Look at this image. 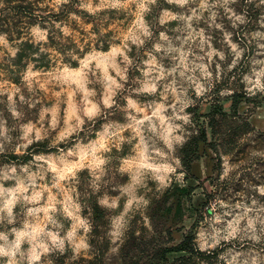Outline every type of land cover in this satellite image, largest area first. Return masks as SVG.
<instances>
[{"label":"clouds","instance_id":"1","mask_svg":"<svg viewBox=\"0 0 264 264\" xmlns=\"http://www.w3.org/2000/svg\"><path fill=\"white\" fill-rule=\"evenodd\" d=\"M237 94L253 126L217 141L214 183L195 161L194 188L197 113ZM261 131L264 0H0V264H149L145 244L177 240L188 264H264ZM190 188L169 238L153 213Z\"/></svg>","mask_w":264,"mask_h":264},{"label":"rangeland","instance_id":"2","mask_svg":"<svg viewBox=\"0 0 264 264\" xmlns=\"http://www.w3.org/2000/svg\"><path fill=\"white\" fill-rule=\"evenodd\" d=\"M22 5L17 6V11L20 13L22 10ZM23 55V54H21ZM243 95H235L232 98V108L227 110L223 107L222 101H217L214 104L208 106L204 112L197 113V121L199 127V135L194 136L190 144L184 150V163L190 169L191 175L193 177V186L200 187V172L196 165V160L201 155L208 154V167L209 174L208 180L214 183L212 174L219 167L218 162L212 159L210 153L217 150V141L221 140L225 149L231 150L236 147L234 141L246 130H249L253 126L251 119L245 122H241L238 119L239 112L245 107L241 101H244ZM117 119H122V117L117 116ZM237 118V119H234ZM98 127V125H97ZM261 141H264V131L260 133ZM36 148L41 151H48L45 144L37 145ZM127 150V149H126ZM54 151V149H53ZM245 155V149L240 148L236 153L237 159H243ZM9 159L15 160V156L5 155L0 157V161H7ZM29 157L22 158L18 162H26ZM243 179V178H242ZM242 184L237 181L235 182V190H239ZM233 189L231 183H226L219 185L213 192H205L201 198V202L194 206L193 213H201L203 208L206 206L207 202L212 200L216 195H227ZM193 189H177L170 194L171 197L177 200L176 212L173 213L170 208L157 207L154 211V222L157 224L158 228L165 230V235L169 238L176 236L175 230L172 228L174 224V219L179 217L180 205L179 201L188 195ZM91 209L94 210L95 223L97 225L103 224L105 212L96 206L95 201H89ZM87 214V210L86 213ZM171 229V231H169ZM186 248H189V240H184ZM179 245L178 247L176 245ZM135 242L132 243V247H137ZM181 243L177 240L175 243L161 244L159 241L148 242L144 245L145 253L148 256L149 264H188V261L182 260L181 257H187L189 253L181 250ZM58 264H63V258L58 262Z\"/></svg>","mask_w":264,"mask_h":264},{"label":"trees","instance_id":"3","mask_svg":"<svg viewBox=\"0 0 264 264\" xmlns=\"http://www.w3.org/2000/svg\"><path fill=\"white\" fill-rule=\"evenodd\" d=\"M24 13V6L22 7V10L20 11V14H23ZM28 48H30L31 46L29 45V46H27ZM186 244H185V242H183L182 244H181V250L180 251H186L187 252V249L188 248H186V246H185ZM188 253V252H187Z\"/></svg>","mask_w":264,"mask_h":264}]
</instances>
